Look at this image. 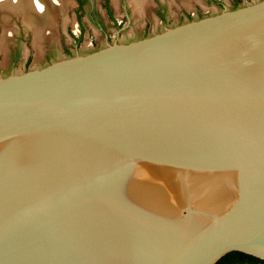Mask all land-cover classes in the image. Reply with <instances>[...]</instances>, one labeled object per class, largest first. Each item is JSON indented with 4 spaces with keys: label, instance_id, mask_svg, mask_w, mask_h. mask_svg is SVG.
<instances>
[{
    "label": "water",
    "instance_id": "obj_1",
    "mask_svg": "<svg viewBox=\"0 0 264 264\" xmlns=\"http://www.w3.org/2000/svg\"><path fill=\"white\" fill-rule=\"evenodd\" d=\"M264 259V0L0 74V264Z\"/></svg>",
    "mask_w": 264,
    "mask_h": 264
},
{
    "label": "rangeland",
    "instance_id": "obj_2",
    "mask_svg": "<svg viewBox=\"0 0 264 264\" xmlns=\"http://www.w3.org/2000/svg\"><path fill=\"white\" fill-rule=\"evenodd\" d=\"M144 1L139 8L132 0H110L113 19L104 8V0H90L82 11V33L78 1L53 0V22L38 44L34 28L21 16L7 11L5 22L0 15V43L5 37V47H0V74L45 66L64 56L96 50L116 39L130 41L235 5V0ZM250 1L253 0H241L240 5Z\"/></svg>",
    "mask_w": 264,
    "mask_h": 264
},
{
    "label": "bare ground",
    "instance_id": "obj_3",
    "mask_svg": "<svg viewBox=\"0 0 264 264\" xmlns=\"http://www.w3.org/2000/svg\"><path fill=\"white\" fill-rule=\"evenodd\" d=\"M51 1L53 2V0H0V15L4 18V22L7 19V11L21 16L28 26L34 28L36 34L35 42L38 44L44 35L46 27L51 26V22H53ZM132 2L139 8L143 4V0H132ZM41 8L43 11H41ZM0 44L1 49H4L5 37L1 39Z\"/></svg>",
    "mask_w": 264,
    "mask_h": 264
},
{
    "label": "trees",
    "instance_id": "obj_4",
    "mask_svg": "<svg viewBox=\"0 0 264 264\" xmlns=\"http://www.w3.org/2000/svg\"><path fill=\"white\" fill-rule=\"evenodd\" d=\"M240 2V0H237L234 8L238 7ZM214 264H264V259L243 251L232 250L224 254Z\"/></svg>",
    "mask_w": 264,
    "mask_h": 264
},
{
    "label": "flooded vegetation",
    "instance_id": "obj_5",
    "mask_svg": "<svg viewBox=\"0 0 264 264\" xmlns=\"http://www.w3.org/2000/svg\"><path fill=\"white\" fill-rule=\"evenodd\" d=\"M78 1V19L79 22H82V11L85 10L86 4L89 3L90 0H77ZM241 1V0H240ZM218 2V1H217ZM235 2H237V0H235ZM104 8L106 9L108 16L114 19V15H113V8L111 6L110 0H104ZM92 17V15H91ZM81 28V32H84V25L81 23L80 25Z\"/></svg>",
    "mask_w": 264,
    "mask_h": 264
},
{
    "label": "clouds",
    "instance_id": "obj_6",
    "mask_svg": "<svg viewBox=\"0 0 264 264\" xmlns=\"http://www.w3.org/2000/svg\"><path fill=\"white\" fill-rule=\"evenodd\" d=\"M41 11H43V9L41 8Z\"/></svg>",
    "mask_w": 264,
    "mask_h": 264
}]
</instances>
